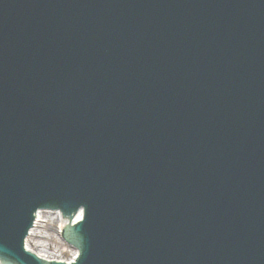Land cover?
<instances>
[{
  "label": "water",
  "instance_id": "obj_1",
  "mask_svg": "<svg viewBox=\"0 0 264 264\" xmlns=\"http://www.w3.org/2000/svg\"><path fill=\"white\" fill-rule=\"evenodd\" d=\"M80 208L76 264H264V0H0V262Z\"/></svg>",
  "mask_w": 264,
  "mask_h": 264
}]
</instances>
